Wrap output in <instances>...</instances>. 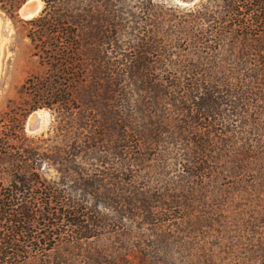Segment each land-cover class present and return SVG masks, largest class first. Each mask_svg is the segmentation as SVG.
Wrapping results in <instances>:
<instances>
[{
  "label": "rangeland",
  "instance_id": "1",
  "mask_svg": "<svg viewBox=\"0 0 264 264\" xmlns=\"http://www.w3.org/2000/svg\"><path fill=\"white\" fill-rule=\"evenodd\" d=\"M27 1L0 0V184L49 189L87 226L44 217L31 241L50 248L16 264H264V85L185 33L193 3L39 0L26 19ZM41 49L70 56L56 102Z\"/></svg>",
  "mask_w": 264,
  "mask_h": 264
},
{
  "label": "trees",
  "instance_id": "2",
  "mask_svg": "<svg viewBox=\"0 0 264 264\" xmlns=\"http://www.w3.org/2000/svg\"><path fill=\"white\" fill-rule=\"evenodd\" d=\"M183 1L193 3L195 9H188L187 13L189 14H186L183 22L184 31L199 43L200 50L214 54L220 48V44L225 43L229 46L230 52L233 49L236 53L237 59L234 58V62L238 63L234 64L237 68H243L247 73L254 72L248 73L238 81L246 82L247 80L264 85V55L258 53L257 58L251 57V53L247 52L243 45V42L264 43V0ZM60 43L57 42L55 46L61 48L62 44ZM41 52L43 59L52 67L55 74H49L43 80H39L45 87L44 95H39V98L42 100L51 98V102H56L57 91L50 93L49 90L52 88V84L56 83L54 77L58 78L57 73L61 62H66L70 56L65 54L67 57L61 59L58 53H51L52 51L46 49H41ZM254 53L257 54L255 51ZM189 77L195 80L194 77ZM48 102L50 101L48 100ZM19 184L20 187L16 192L23 194L19 201L15 197L16 192H13L15 189H12L11 186H8L10 188L3 187L0 184V264L20 263L34 252L50 248V243H44L42 246L35 243V240L31 241L38 238L39 231L46 232L43 229V218L45 217L46 220L48 215H52L56 220L52 225L55 229L59 225L67 230L80 232L87 226L85 217L80 212L81 209L76 208L73 201H69V199L63 201L64 199L55 197L49 189L32 191L26 180H20ZM39 225L42 227H38ZM55 234H60V231H55Z\"/></svg>",
  "mask_w": 264,
  "mask_h": 264
},
{
  "label": "bare ground",
  "instance_id": "3",
  "mask_svg": "<svg viewBox=\"0 0 264 264\" xmlns=\"http://www.w3.org/2000/svg\"><path fill=\"white\" fill-rule=\"evenodd\" d=\"M40 7L39 0H28L23 6L20 8V14L23 18H31L38 11Z\"/></svg>",
  "mask_w": 264,
  "mask_h": 264
}]
</instances>
